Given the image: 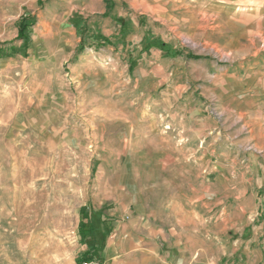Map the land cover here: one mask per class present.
I'll return each mask as SVG.
<instances>
[{"label": "rangeland", "instance_id": "obj_1", "mask_svg": "<svg viewBox=\"0 0 264 264\" xmlns=\"http://www.w3.org/2000/svg\"><path fill=\"white\" fill-rule=\"evenodd\" d=\"M111 1L105 15L104 0H0L3 48L37 20L27 57L0 61V264H77L82 206L156 200L174 174L254 213L210 258L264 264V0ZM70 19L92 37L82 53Z\"/></svg>", "mask_w": 264, "mask_h": 264}, {"label": "crops", "instance_id": "obj_2", "mask_svg": "<svg viewBox=\"0 0 264 264\" xmlns=\"http://www.w3.org/2000/svg\"><path fill=\"white\" fill-rule=\"evenodd\" d=\"M73 21L69 20L72 26ZM10 56L1 57L0 61L5 62ZM187 138L182 137L179 142H175L172 147L166 146L161 152H178L184 147L182 140ZM165 166L173 170L186 169L183 167L187 163L171 160ZM175 175L164 180L165 194L156 200L145 198L141 191H134L132 197L120 194L115 200L105 202L113 204V208L107 211L100 210L103 207L97 209L91 201L89 205L92 210L108 218L105 224L99 222V227L103 229L107 226L111 230L106 241L103 264H218V259L210 258V254H215L219 249L222 233L234 232L235 228L236 233L246 234L254 213L247 215L244 210L234 214L225 208L221 210V196L217 188L213 185H195L190 183L187 175ZM244 192L247 194L246 189ZM241 194L231 196L240 198ZM234 200L236 203L238 199ZM260 202V216L264 221V199ZM79 221L80 211L77 221L80 240ZM80 244L83 247L82 254L87 246ZM236 249L251 253L250 244L243 240ZM252 256L255 264L263 260L262 251L255 250Z\"/></svg>", "mask_w": 264, "mask_h": 264}, {"label": "trees", "instance_id": "obj_3", "mask_svg": "<svg viewBox=\"0 0 264 264\" xmlns=\"http://www.w3.org/2000/svg\"><path fill=\"white\" fill-rule=\"evenodd\" d=\"M105 2L107 5V12L105 15H109L114 7V4L111 0H105ZM36 22V16L33 14H26L22 16L17 24V39L22 41L21 46L18 48L13 47L8 50L3 48V44H0V58L15 53H21L27 57V49L32 41L33 27L35 26ZM73 24L78 29V33L81 37L77 52L82 53L86 49L87 41L92 39V37H87V27L82 25L79 22V19H74ZM95 39L99 42V46H102V44H106L108 42L107 39L101 36H95ZM135 67V64L131 65V70ZM99 222L105 224L108 222V218L104 217L102 213H95L89 204L81 207L79 235L80 242L85 244L87 249L78 256L77 264H81L83 261L87 260H97L103 263L106 241L111 230L107 226L102 229L98 225Z\"/></svg>", "mask_w": 264, "mask_h": 264}, {"label": "built area", "instance_id": "obj_4", "mask_svg": "<svg viewBox=\"0 0 264 264\" xmlns=\"http://www.w3.org/2000/svg\"><path fill=\"white\" fill-rule=\"evenodd\" d=\"M81 264H103V263L97 260H87V261H83Z\"/></svg>", "mask_w": 264, "mask_h": 264}]
</instances>
